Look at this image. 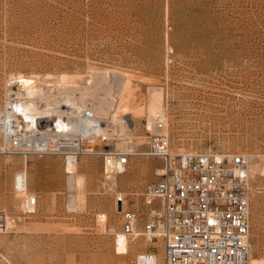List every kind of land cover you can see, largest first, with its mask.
Returning a JSON list of instances; mask_svg holds the SVG:
<instances>
[{
	"label": "rangeland",
	"instance_id": "rangeland-1",
	"mask_svg": "<svg viewBox=\"0 0 264 264\" xmlns=\"http://www.w3.org/2000/svg\"><path fill=\"white\" fill-rule=\"evenodd\" d=\"M88 69L121 76L105 77L100 94L112 101L101 117L112 138L67 167L60 156L24 159L0 149V264H134L144 253L162 264L160 240H114L115 195L145 213L133 193L158 180L160 163L144 156L154 133L146 113L152 88L163 97L172 154L248 159L249 263L264 264V0H0V109L12 72L86 79ZM118 79L130 95L112 112ZM111 151L131 155L126 173L104 174ZM26 195L36 197L34 213L23 212Z\"/></svg>",
	"mask_w": 264,
	"mask_h": 264
},
{
	"label": "built area",
	"instance_id": "built-area-1",
	"mask_svg": "<svg viewBox=\"0 0 264 264\" xmlns=\"http://www.w3.org/2000/svg\"><path fill=\"white\" fill-rule=\"evenodd\" d=\"M11 88L0 109V149L6 155L24 159L55 155L65 165L76 164L82 157L95 155V143L107 144L112 138L106 120L93 111L96 102L84 101L74 93L66 98V92L56 88L39 89L30 98V87L23 88L20 81H12ZM153 124L156 132L147 138L144 156L160 163L155 170L158 180L133 193L141 198L145 213L126 195H115L120 232L114 239L121 235L128 240L140 234L160 240L163 264H250L246 156L217 152L174 155L162 118L154 116ZM103 156L105 175L126 173L130 154L111 151ZM13 188L18 190L16 184ZM36 207V197L26 195L23 212L34 213ZM5 226L6 216L0 212V230ZM134 264L157 263L153 255L144 253L136 256Z\"/></svg>",
	"mask_w": 264,
	"mask_h": 264
},
{
	"label": "bare ground",
	"instance_id": "bare-ground-1",
	"mask_svg": "<svg viewBox=\"0 0 264 264\" xmlns=\"http://www.w3.org/2000/svg\"><path fill=\"white\" fill-rule=\"evenodd\" d=\"M77 74L75 75L74 74L73 75H69V74L55 75V74L50 73V74L40 75L34 72H28V73L12 72L8 76L11 81H20L23 84V88L30 87L27 90V93L29 94L30 98H32V96L35 93H38L39 89L56 88L58 90L59 89L64 90L66 92L65 93L66 98H68L69 95H73L74 93L75 94L74 96H76L77 94V96H79L80 99L84 101L88 100V101L96 102L95 107L93 108V111L95 112V114L97 115L99 119H102L101 117H103L106 113L111 112L109 111V109H107L108 106H105L104 104H107V103L109 104V101L112 102L111 100H107L106 95H100L101 91L105 89V85L107 86V84L105 83V80H106L105 77L112 76L113 79L116 77L118 78L120 77L121 79L120 74L112 72V71L90 70L88 73L89 75L87 77H84L86 79H83V77L81 76L82 74L81 75H77ZM119 82L122 84L118 88V90L116 88V92H117L116 98L114 96H109V97H112L111 99L114 98V101H115V105H114L115 107L112 108V112L117 111L123 105L124 101H126L127 96L130 95L129 83L125 79H122L121 81L119 80ZM150 90H151L150 93L148 92L149 97L147 98L148 101L146 105L147 129L153 130L154 133L156 132L154 124L152 127V123H153L154 116H159L162 118V121L164 124V133H166L165 132L166 119H165L164 114L162 113V106H163L162 105V99H163L162 94L160 90H157L154 88ZM95 94H98V96H95ZM103 99L106 101L104 102ZM109 106L111 105L109 104ZM123 143L124 142L122 141L121 145ZM184 154H187V153H184ZM72 165L74 164H66L65 166L67 167V166H72ZM248 171H249V168H248ZM115 210L119 214V209H116L115 207ZM141 231H139V233ZM137 236H140V234H138ZM117 238L125 239L121 235H118ZM144 238L151 240L152 244L155 243V241L152 240L149 236H146ZM163 261H164V255L162 257V264H163Z\"/></svg>",
	"mask_w": 264,
	"mask_h": 264
}]
</instances>
